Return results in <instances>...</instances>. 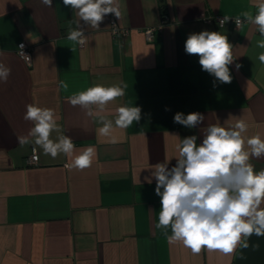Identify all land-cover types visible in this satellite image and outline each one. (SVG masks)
Segmentation results:
<instances>
[{"label":"crops","instance_id":"obj_1","mask_svg":"<svg viewBox=\"0 0 264 264\" xmlns=\"http://www.w3.org/2000/svg\"><path fill=\"white\" fill-rule=\"evenodd\" d=\"M117 6L120 18L108 14L98 29L79 21L88 37L82 46L67 39L78 17L63 0H53L52 8L40 0H0V61L11 68L0 83V264H264V236L255 234L248 248L230 255L206 248L193 254L169 243L170 228L157 226L156 183L144 182L150 165L176 163L179 140L172 135H197L199 144L207 126H223L232 115L246 121L245 140L264 139V63L258 59L264 48L257 46L264 37L247 23L237 29L214 21L255 15V0H117ZM147 28L155 30L151 39ZM204 30L234 46L231 83H220L202 70L198 56L186 54L188 35ZM20 42L31 50V64L18 56ZM95 84L127 87L90 117L66 98ZM28 104L55 111L74 155L93 147L92 166L73 169L72 157L53 159L34 143L20 146L17 137L34 126L23 118ZM120 106L140 107L141 120L115 128L113 143L98 134L97 121L114 120ZM177 112H198L205 120L188 129L173 122ZM33 147L36 164L29 163ZM249 163L264 169V157Z\"/></svg>","mask_w":264,"mask_h":264},{"label":"clouds","instance_id":"obj_2","mask_svg":"<svg viewBox=\"0 0 264 264\" xmlns=\"http://www.w3.org/2000/svg\"><path fill=\"white\" fill-rule=\"evenodd\" d=\"M40 2L52 8L53 0ZM63 5L70 6L78 17L77 27L69 30L67 39L82 46L88 37L80 29L79 21L98 29L106 15L121 16L117 0H63ZM255 7V15L245 11L235 18L224 16L219 24L223 26L232 19L240 29L247 23L255 26L264 37V0H255ZM257 46L264 48V39L258 41ZM20 49V56L30 62V57L22 51L23 45ZM184 49L186 54L199 57L203 71L220 83H231L229 65L234 62L235 48L227 36L207 30L189 34ZM258 59L264 63V53ZM239 67L237 64L236 68ZM10 74L11 68L0 61V83H7ZM60 87L67 92L69 85L61 81ZM126 87L95 84L66 99L91 117L94 112H104L110 102L123 97ZM115 111L114 120L100 116L97 121L102 125L97 129L98 134L110 138L113 143L116 142L112 135L115 128L127 129L134 121L138 123L141 120L140 107L120 106ZM23 118L34 126L27 135L17 137L20 146L34 143L53 159L59 154L72 157L69 167L73 169L84 170L92 166L95 149L88 147L74 155V143L62 134L53 109L28 104ZM204 120L203 114L198 112L187 115L177 112L173 118L174 123L188 129L196 128ZM233 120L236 123L230 124ZM247 127L243 116L229 115L223 126L220 123L207 126L199 144L197 135L183 139L172 135L179 140L176 163L171 167L170 161L150 165V175L144 177V182L152 184L154 180L156 183L155 195L160 198L157 226L165 230L170 228L171 235L167 231L164 233L169 243L179 242L193 254H199L206 248L230 255L238 246L248 248L247 238L253 234L264 236V169L257 172L249 163L250 157H264V139L256 134L245 140L242 134ZM53 132L57 133L55 140L50 138ZM32 151L35 154L37 148L33 147Z\"/></svg>","mask_w":264,"mask_h":264},{"label":"built area","instance_id":"obj_3","mask_svg":"<svg viewBox=\"0 0 264 264\" xmlns=\"http://www.w3.org/2000/svg\"><path fill=\"white\" fill-rule=\"evenodd\" d=\"M223 17L222 16H217V18H215L214 19V21H215V23H216V25L217 26H219V27H222L220 24H219V20L220 19H222ZM230 18H235V17H230ZM243 19V18H242ZM208 20V19H207ZM228 24H232L234 27H236V25H235V23H234V20H232V19H230L228 22H227ZM226 23V24H227ZM225 25V24H224ZM223 25V26H224ZM154 32H155V30H153L152 28H147V29H145V35H146V37L148 38V39H151L152 38V36H153V34H154ZM20 45H23V49H22V51H23V53L25 54V55H27L28 57H30V62H26L21 56H20ZM16 48H17V54H18V56L20 57V59L21 60H23L25 63H27V64H31V62H32V59H31V50L29 49V47H27V45L25 44V43H23V42H20V43H18L17 45H16ZM38 162V156L36 155V154H34V153H32L31 155H30V159H29V163H31V164H36Z\"/></svg>","mask_w":264,"mask_h":264}]
</instances>
